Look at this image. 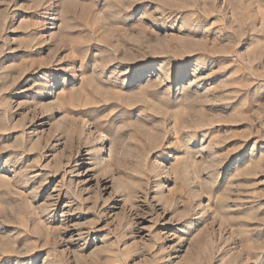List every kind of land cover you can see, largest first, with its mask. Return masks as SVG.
I'll return each mask as SVG.
<instances>
[{
	"label": "rangeland",
	"instance_id": "obj_1",
	"mask_svg": "<svg viewBox=\"0 0 264 264\" xmlns=\"http://www.w3.org/2000/svg\"><path fill=\"white\" fill-rule=\"evenodd\" d=\"M0 264H264V0H0Z\"/></svg>",
	"mask_w": 264,
	"mask_h": 264
}]
</instances>
